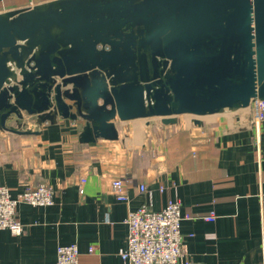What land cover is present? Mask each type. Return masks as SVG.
<instances>
[{"label": "water", "instance_id": "water-1", "mask_svg": "<svg viewBox=\"0 0 264 264\" xmlns=\"http://www.w3.org/2000/svg\"><path fill=\"white\" fill-rule=\"evenodd\" d=\"M264 102V0H54L0 13V130L202 117ZM26 115V116H25ZM14 124H10L11 120ZM15 125V126H14Z\"/></svg>", "mask_w": 264, "mask_h": 264}, {"label": "crops", "instance_id": "crops-1", "mask_svg": "<svg viewBox=\"0 0 264 264\" xmlns=\"http://www.w3.org/2000/svg\"><path fill=\"white\" fill-rule=\"evenodd\" d=\"M51 1L0 0V13ZM183 116L174 125L117 118L118 140L90 144L79 140L81 120L58 118L36 136L0 131V186L13 199L42 183L55 192L53 205H18L24 233L0 231V264H57L58 247L70 244L80 264H129L121 256L129 213L169 201L181 205L182 264H264V123L258 144L250 107L202 117L203 125ZM117 179L126 202L112 188Z\"/></svg>", "mask_w": 264, "mask_h": 264}, {"label": "built area", "instance_id": "built-area-1", "mask_svg": "<svg viewBox=\"0 0 264 264\" xmlns=\"http://www.w3.org/2000/svg\"><path fill=\"white\" fill-rule=\"evenodd\" d=\"M250 108L251 125L255 138L260 144L264 123V102L255 100ZM85 181V179L81 180V186ZM112 188L119 201H128L125 191L127 185L123 180H114ZM140 191H146V186L141 185ZM54 196L53 188L47 183L26 191L17 199L11 197L9 188L0 186V231L9 230L13 235L21 236L24 233V227L18 219V205L26 203L39 207L50 206L54 204ZM182 219L181 205L174 201H169L160 211H154L146 205L131 211L126 221L127 249L121 254L122 259L129 264H182L184 257ZM205 219L213 221L215 215H208ZM79 258L77 244L59 246L57 249V264H80Z\"/></svg>", "mask_w": 264, "mask_h": 264}, {"label": "rangeland", "instance_id": "rangeland-1", "mask_svg": "<svg viewBox=\"0 0 264 264\" xmlns=\"http://www.w3.org/2000/svg\"><path fill=\"white\" fill-rule=\"evenodd\" d=\"M26 116V115H25ZM183 117H190V118H194V117H192V115H187V116H183ZM154 120H160V119H154ZM33 119H32V117H29V116H26L25 117V122H26V126H27V128H30V129H33V130H35V127L36 126H38L36 123H35V125H34V123H33ZM14 122H15V120L13 119V120H11L10 121V124H14ZM35 122V121H34ZM15 126V125H14ZM1 131V130H0ZM1 132H4V131H1ZM9 138H11V137H9ZM7 140V142H8V140H10V139H6ZM8 146H9V142L8 143H6V144H4L1 148V151H5L7 148H8ZM8 150H10V152H12L11 151V148L10 149H8Z\"/></svg>", "mask_w": 264, "mask_h": 264}]
</instances>
